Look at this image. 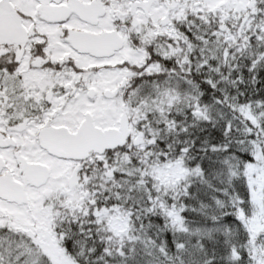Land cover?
<instances>
[{
	"label": "snow or ice",
	"instance_id": "6c2138e0",
	"mask_svg": "<svg viewBox=\"0 0 264 264\" xmlns=\"http://www.w3.org/2000/svg\"><path fill=\"white\" fill-rule=\"evenodd\" d=\"M0 264H264V0H0Z\"/></svg>",
	"mask_w": 264,
	"mask_h": 264
}]
</instances>
